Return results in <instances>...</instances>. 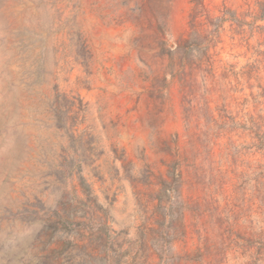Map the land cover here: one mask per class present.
I'll use <instances>...</instances> for the list:
<instances>
[{"label":"rangeland","instance_id":"obj_1","mask_svg":"<svg viewBox=\"0 0 264 264\" xmlns=\"http://www.w3.org/2000/svg\"><path fill=\"white\" fill-rule=\"evenodd\" d=\"M255 1L204 0L215 16ZM191 7L0 0V264H39L63 195L81 206L53 240L81 264H264V222L238 175L258 157L238 154L232 164L221 123L207 118L238 120L241 86L222 67L238 70L255 56L225 30L215 77L198 74L200 85L183 89L176 45ZM171 162L181 184L167 174Z\"/></svg>","mask_w":264,"mask_h":264},{"label":"trees","instance_id":"obj_2","mask_svg":"<svg viewBox=\"0 0 264 264\" xmlns=\"http://www.w3.org/2000/svg\"><path fill=\"white\" fill-rule=\"evenodd\" d=\"M191 3L192 7L188 16L189 30L176 45V51L180 53L182 59V67L177 76L183 89L191 86L198 87L201 83L197 79L198 74L200 76L201 73H206L212 79L215 77L217 53L213 50L221 42L222 33L225 30L230 32L231 39L238 40L239 44L251 50L255 56L252 61H248L238 70L232 64L222 67V75L234 77L236 84L241 86L243 110L238 120L229 112L225 115V120L222 119L224 115H220L217 119L212 113L207 118L214 125H217V122L221 123L218 128H221L220 132L223 136H228L225 148L232 164L235 163V157L238 154L258 157L252 163L246 162L245 164L246 168L253 164L252 171L248 172V169H245L239 171L238 175L243 177L245 184L254 190L256 204L253 212L258 222H264V0H256L253 8L246 3L247 7L242 11L223 5L220 10L221 14L217 16L208 9L204 0H191ZM226 23H228L227 27ZM252 39H255V43L251 42ZM189 75H191L190 80ZM236 130L237 133H235ZM234 136L241 141L234 144V139H232ZM176 163L178 165L179 161L176 160ZM174 168H176L175 163H169L167 174L170 176L173 172L177 184H181V175L174 173ZM229 170V173L233 174L236 169L231 167ZM167 184V180H162V187L165 191L169 190ZM81 188L85 199L94 204V198L84 182ZM80 206L81 203L76 195L70 198L63 195L56 208L52 210L45 226L46 231L49 232L43 248L46 253L38 258L39 264H81L69 253L64 256L67 250L65 241L53 240L56 234L71 230L70 224L78 214L76 209ZM247 216L252 215L249 213ZM179 218L175 221L177 222ZM174 229H176V224L167 227L165 233L170 236ZM258 230L260 241L257 254L262 257L264 228L259 226ZM57 243L60 246L53 247Z\"/></svg>","mask_w":264,"mask_h":264}]
</instances>
